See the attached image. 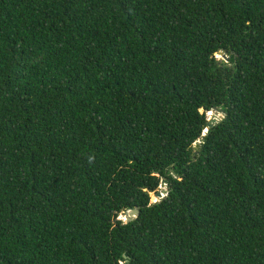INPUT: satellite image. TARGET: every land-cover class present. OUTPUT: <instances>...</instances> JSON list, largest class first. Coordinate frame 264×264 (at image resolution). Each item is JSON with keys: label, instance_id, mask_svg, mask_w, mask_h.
<instances>
[{"label": "trees", "instance_id": "trees-1", "mask_svg": "<svg viewBox=\"0 0 264 264\" xmlns=\"http://www.w3.org/2000/svg\"><path fill=\"white\" fill-rule=\"evenodd\" d=\"M0 264H264V0H0Z\"/></svg>", "mask_w": 264, "mask_h": 264}, {"label": "water", "instance_id": "water-1", "mask_svg": "<svg viewBox=\"0 0 264 264\" xmlns=\"http://www.w3.org/2000/svg\"><path fill=\"white\" fill-rule=\"evenodd\" d=\"M219 54L223 55L224 53L220 52ZM211 115H214V116L212 118H209V127H212L214 124L219 123L227 115V113L224 109L216 107L214 111L211 113ZM203 141L204 140L201 139L198 143L194 145L195 151H197L200 148V143ZM160 189L161 190L156 193V198L158 200H162L164 197L168 195L167 183L165 181H162ZM139 214H140V211L138 208L130 210L128 211L123 221L125 223L132 222L134 219H136L139 216Z\"/></svg>", "mask_w": 264, "mask_h": 264}, {"label": "rangeland", "instance_id": "rangeland-1", "mask_svg": "<svg viewBox=\"0 0 264 264\" xmlns=\"http://www.w3.org/2000/svg\"><path fill=\"white\" fill-rule=\"evenodd\" d=\"M217 58H218V60H220V61H224V62H227V61H228L227 57L224 56V54H223V55H222V54H218V55H217ZM213 116H214V115H211V114H210L209 117L212 118ZM151 201H152V203H155V202H157V201H159V200L156 198V195H155V194H152V195H151ZM124 218H125L124 216H121V217H120L121 220H124Z\"/></svg>", "mask_w": 264, "mask_h": 264}]
</instances>
